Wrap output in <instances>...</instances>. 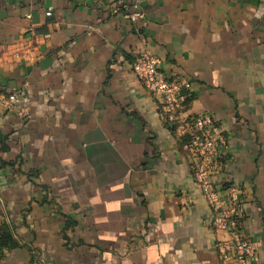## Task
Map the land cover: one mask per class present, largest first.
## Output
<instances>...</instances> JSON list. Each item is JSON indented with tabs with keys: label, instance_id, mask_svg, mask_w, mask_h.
Here are the masks:
<instances>
[{
	"label": "crops",
	"instance_id": "1",
	"mask_svg": "<svg viewBox=\"0 0 264 264\" xmlns=\"http://www.w3.org/2000/svg\"><path fill=\"white\" fill-rule=\"evenodd\" d=\"M115 7L0 0V92L29 98H0V264H237V237L264 264V0H143L139 26ZM143 48L191 83L182 117L222 124L214 206L132 71Z\"/></svg>",
	"mask_w": 264,
	"mask_h": 264
},
{
	"label": "built area",
	"instance_id": "2",
	"mask_svg": "<svg viewBox=\"0 0 264 264\" xmlns=\"http://www.w3.org/2000/svg\"><path fill=\"white\" fill-rule=\"evenodd\" d=\"M143 0H115V11L124 13L128 20L135 26H139L145 17L142 9ZM51 14V8L46 15ZM26 17H30L27 15ZM160 60L146 49H141L134 57L131 68L135 77L144 87L161 102V108L169 122L177 126V134L181 139V145L193 159V178L199 187L202 196L210 205H216L219 201L217 190L211 176V165H217L222 149L227 147V140L222 129V124L215 120L208 112H202L194 117L184 118L180 112L185 108L183 92L191 88L187 79L173 78L165 74L159 68ZM3 105L12 110L17 104L22 106L18 114H26V104L29 98L19 88L1 94ZM0 200V205H1ZM222 222L221 216L217 217ZM232 256L237 264H244L253 259L254 249L251 243L239 237L231 243ZM229 255H224L227 259Z\"/></svg>",
	"mask_w": 264,
	"mask_h": 264
},
{
	"label": "trees",
	"instance_id": "3",
	"mask_svg": "<svg viewBox=\"0 0 264 264\" xmlns=\"http://www.w3.org/2000/svg\"><path fill=\"white\" fill-rule=\"evenodd\" d=\"M11 234L8 228H5L0 234V247L9 246L12 243Z\"/></svg>",
	"mask_w": 264,
	"mask_h": 264
}]
</instances>
